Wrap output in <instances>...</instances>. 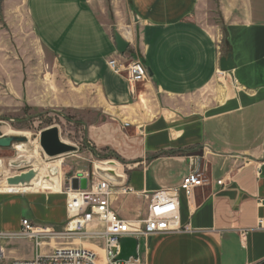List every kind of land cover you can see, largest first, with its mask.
I'll return each instance as SVG.
<instances>
[{
	"label": "crops",
	"instance_id": "1",
	"mask_svg": "<svg viewBox=\"0 0 264 264\" xmlns=\"http://www.w3.org/2000/svg\"><path fill=\"white\" fill-rule=\"evenodd\" d=\"M24 9L44 55L15 54L0 30V138L30 112L81 121L83 152L116 156L101 170L130 189L112 209L132 222L145 218L143 193L174 188L198 167L205 185L180 196L190 231L140 238L142 264H264V0H24ZM206 10L219 11L217 23ZM229 54L234 69L221 72ZM111 59L138 60L149 80L132 90ZM43 191L0 187V233L19 232L22 220L61 233L64 192ZM14 243L33 248L1 240L3 264L34 257Z\"/></svg>",
	"mask_w": 264,
	"mask_h": 264
},
{
	"label": "built area",
	"instance_id": "2",
	"mask_svg": "<svg viewBox=\"0 0 264 264\" xmlns=\"http://www.w3.org/2000/svg\"><path fill=\"white\" fill-rule=\"evenodd\" d=\"M108 64L116 74L127 81L132 90L135 85L149 80L147 69L138 60L118 64L115 59H111ZM107 163L101 165L105 167ZM109 173L112 172H102L94 167L90 173L75 175L74 177L87 179L85 190H72L70 179L68 180L63 188L67 221L61 233L47 226L36 225L29 220L21 221V228L17 233H0V241L26 239L33 244L35 254L32 259L13 261L9 264H142L138 257L140 238L147 240L158 234L190 231L189 226L181 224L180 221V196L190 198L196 189L205 185V180L198 167H194L174 188L143 193L142 197L147 202L146 215L144 219L136 222L124 220L113 211V199L131 191ZM113 174L116 175L115 172ZM216 183L218 186H225L223 180ZM258 204L264 207V201H259ZM258 227H261V221ZM241 235L244 236L245 232ZM123 238H133L137 241L136 258L131 257L127 261L117 260L120 254V240ZM76 240L79 242L80 240L100 241L101 256L89 248L72 245ZM57 242L67 245L49 246ZM42 247L50 248V252L40 254L39 249ZM4 258L5 251L0 246V264H3Z\"/></svg>",
	"mask_w": 264,
	"mask_h": 264
},
{
	"label": "rangeland",
	"instance_id": "3",
	"mask_svg": "<svg viewBox=\"0 0 264 264\" xmlns=\"http://www.w3.org/2000/svg\"><path fill=\"white\" fill-rule=\"evenodd\" d=\"M7 1L8 0H0V30L5 32V42L7 44V48L10 50L13 49L15 54L22 55L28 60L43 56L44 53L42 54L38 48L34 35L32 34L27 21L24 9V0H12L11 3L5 4L4 7V3ZM206 11L210 15V25L217 23L219 11ZM44 60L46 59L43 57V61ZM36 115L37 112L26 113V117L23 118L25 121L18 125H12L11 130H8V134L25 138L26 142L23 144L29 145L28 147H31V149L35 148V150L38 152V155L33 156L35 163L40 165L41 169L45 167L48 170L49 168V170H54L56 175L59 174L62 186H64L70 176L77 171L90 173L94 167L97 169L106 168L111 165V162L116 163L117 166L119 165V163L113 158L99 159L94 156L90 157L89 154L83 152L82 145L85 132L84 129L79 125V122L81 121L67 116H65V120L61 121L53 115H39L37 117ZM54 126L59 128V134L62 141L77 148L76 153L53 159L47 158L44 155L39 145V134L44 129ZM16 145L18 144H14L12 147L5 149L3 153H0V187L6 185L7 178L33 169L31 164L14 167L9 164L11 161H17L19 158H23L24 155L27 156L30 152L28 147L23 151H19L15 148ZM99 155L106 156L107 154L105 152H101ZM105 162L108 163L104 167L101 164ZM60 190L63 191V189ZM59 244H63V242H60ZM75 244H84L86 248L96 252L99 256L102 254L100 241L95 242L92 240H80L79 243V240H76ZM140 244L142 245V243ZM13 246L17 247L19 253L22 255L32 256L35 254L34 248H32L30 245L14 243ZM46 250L48 249L42 247L39 249V253L42 254Z\"/></svg>",
	"mask_w": 264,
	"mask_h": 264
},
{
	"label": "water",
	"instance_id": "4",
	"mask_svg": "<svg viewBox=\"0 0 264 264\" xmlns=\"http://www.w3.org/2000/svg\"><path fill=\"white\" fill-rule=\"evenodd\" d=\"M114 41L116 51L121 55L125 54L128 44L117 33L114 34ZM233 69L234 64L230 54L219 60V70L221 72H229ZM24 142H26L25 138L11 135L0 138V148L7 149L12 147L14 144H23ZM39 145L44 155L50 159L71 154L77 150L74 146L61 141L56 127L45 129L39 134ZM194 155L202 157V153ZM36 177L37 172L30 169L16 176L7 178L6 185L10 187L30 186ZM70 187L72 190H85L87 187V179L83 177H73L70 179ZM131 257H137V241L133 238H123L120 240V254L117 257V260L127 261Z\"/></svg>",
	"mask_w": 264,
	"mask_h": 264
},
{
	"label": "bare ground",
	"instance_id": "5",
	"mask_svg": "<svg viewBox=\"0 0 264 264\" xmlns=\"http://www.w3.org/2000/svg\"><path fill=\"white\" fill-rule=\"evenodd\" d=\"M29 145L25 144H18L16 145V149L19 151H23L25 148H27ZM34 146V145H33ZM30 152L26 156L24 155L23 158H19L17 161H11L9 164L11 166H23L25 164H31L33 167V170L37 172V177L35 180L32 181L30 186L25 187H10L7 185H3L2 187H5V190H13V191H23L27 193H33L38 190H48V191H60L61 189V182L59 174L56 175L54 170H48L44 168H40V165H37L35 163V159L33 156L38 155V152L35 150V148L28 147ZM102 168H99L98 170H101ZM102 171V170H101ZM103 172V171H102ZM7 188V189H6Z\"/></svg>",
	"mask_w": 264,
	"mask_h": 264
},
{
	"label": "trees",
	"instance_id": "6",
	"mask_svg": "<svg viewBox=\"0 0 264 264\" xmlns=\"http://www.w3.org/2000/svg\"><path fill=\"white\" fill-rule=\"evenodd\" d=\"M93 155H94L95 157L99 158V159H100V158H103V159L113 158V159H116V160H117L116 156H115L113 153H111V152H109L106 156H100L99 154L94 153V152H93Z\"/></svg>",
	"mask_w": 264,
	"mask_h": 264
}]
</instances>
